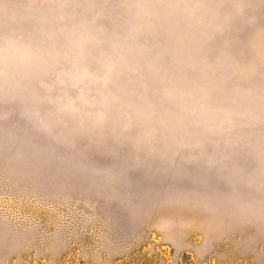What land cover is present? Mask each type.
<instances>
[{
    "label": "rangeland",
    "instance_id": "obj_1",
    "mask_svg": "<svg viewBox=\"0 0 264 264\" xmlns=\"http://www.w3.org/2000/svg\"><path fill=\"white\" fill-rule=\"evenodd\" d=\"M0 264H264V0H0Z\"/></svg>",
    "mask_w": 264,
    "mask_h": 264
}]
</instances>
